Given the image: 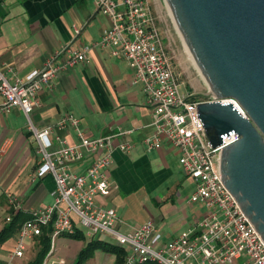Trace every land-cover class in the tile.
Listing matches in <instances>:
<instances>
[{
  "label": "crops",
  "instance_id": "crops-1",
  "mask_svg": "<svg viewBox=\"0 0 264 264\" xmlns=\"http://www.w3.org/2000/svg\"><path fill=\"white\" fill-rule=\"evenodd\" d=\"M109 22V15L99 12L93 0H0V68L9 80L23 79L62 47L90 45ZM113 50L111 45L90 46L83 59L58 71L37 90L30 117L40 128L70 113L78 118L77 127L85 137L118 132L110 137V190L97 194L95 201L114 207L121 231L150 219L160 234L156 245L161 246L192 227L206 209L188 199L194 181L180 169L179 149L163 136L158 147L144 144L143 138L152 132V105L139 84L130 82L127 60ZM65 56L60 51L53 61ZM55 134L68 143L78 141L70 125L49 132L53 145ZM123 141L130 144L129 149L118 148ZM104 150L84 151L81 159L69 164L70 170L83 171ZM38 162L35 141L21 110L11 106L0 111V228L14 212L28 214L52 201L51 176L31 178ZM11 196L18 206L10 203ZM15 234L0 242V264H26L27 250L37 247L36 236L26 238L22 254L12 256ZM122 247L125 255L128 249Z\"/></svg>",
  "mask_w": 264,
  "mask_h": 264
},
{
  "label": "built area",
  "instance_id": "built-area-1",
  "mask_svg": "<svg viewBox=\"0 0 264 264\" xmlns=\"http://www.w3.org/2000/svg\"><path fill=\"white\" fill-rule=\"evenodd\" d=\"M96 9L110 17L97 39L81 49L62 47L64 59L53 61L59 50L50 55L39 68L28 71L23 79L9 80L0 68V111L17 106L26 119V126L35 141L39 162L31 178L49 174L53 180V199L44 206L29 211L19 224L12 256H20L26 238L36 236L42 226H49L50 244L40 264L48 262L53 251L55 236L71 233L76 228L90 237L105 238L127 247L124 264H264V243L260 234L241 211L235 198L221 181L215 168L217 149L237 138L233 132L222 136L223 142L211 147L204 135L196 113L199 100L229 101L238 111L242 108L233 97L207 96L195 98L191 93L177 89V79L169 56L162 45L150 0H93ZM77 31V29H75ZM111 45L113 52L121 54L131 68V83L139 84L146 101L152 105V132L143 138L147 148L158 147L161 137L167 138L179 149L180 169L194 181L189 201L201 203L206 213L188 229L157 246L159 232L152 221L146 219L130 231L116 226V211L95 201V196L110 190L107 167L110 163V137L106 133L85 137L77 127L78 118L70 113L54 123L37 128L30 112L36 103V92L49 83L58 71L83 59L90 46ZM70 125L78 141L68 143L55 134L52 144L49 132ZM5 144V143H4ZM128 142H119L118 148L129 149ZM3 143L1 150H3ZM105 149L95 155L83 171L69 168L81 159L84 151ZM13 206L18 200L9 198Z\"/></svg>",
  "mask_w": 264,
  "mask_h": 264
},
{
  "label": "water",
  "instance_id": "water-1",
  "mask_svg": "<svg viewBox=\"0 0 264 264\" xmlns=\"http://www.w3.org/2000/svg\"><path fill=\"white\" fill-rule=\"evenodd\" d=\"M169 30L204 90L196 113L215 168L264 243V0H158Z\"/></svg>",
  "mask_w": 264,
  "mask_h": 264
},
{
  "label": "rangeland",
  "instance_id": "rangeland-1",
  "mask_svg": "<svg viewBox=\"0 0 264 264\" xmlns=\"http://www.w3.org/2000/svg\"><path fill=\"white\" fill-rule=\"evenodd\" d=\"M152 12L155 17L158 33L160 35L162 45L170 57L174 70L177 74V89L180 92L187 93L189 91L195 98L203 97L204 90L196 79L188 65L186 64L163 15L158 0H150ZM104 234H101L103 237ZM87 237H71L64 234H58L53 241V251L48 256V262L52 264H73L79 250L84 246ZM38 247L33 251H28L29 260L26 264L33 260ZM24 258V257H23ZM114 256L111 253L103 252L100 249L94 250L93 253L84 258L81 264H113Z\"/></svg>",
  "mask_w": 264,
  "mask_h": 264
},
{
  "label": "trees",
  "instance_id": "trees-1",
  "mask_svg": "<svg viewBox=\"0 0 264 264\" xmlns=\"http://www.w3.org/2000/svg\"><path fill=\"white\" fill-rule=\"evenodd\" d=\"M170 60V65L172 70L175 74L176 79L177 74L174 70V65ZM178 81V80H177ZM28 216V214H21L19 211L14 212L10 215L9 219L4 223V225L0 228V242L3 241L6 237L10 236L14 233L19 224ZM64 235H68L71 237H87V240L84 246L79 250L76 259L73 264H81L82 260L88 256H90L95 249H100L105 252H109L113 254V264H122L123 263V256H124V249L122 245L111 241L109 239L98 238V237H90L86 236L81 229L76 228L71 233H61ZM37 239V251L33 260L29 261L27 264H40L42 258L44 257L45 253L47 252L50 244L49 238V226H42L41 232L36 235Z\"/></svg>",
  "mask_w": 264,
  "mask_h": 264
}]
</instances>
